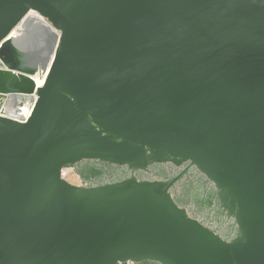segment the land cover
<instances>
[{"label": "water", "instance_id": "obj_1", "mask_svg": "<svg viewBox=\"0 0 264 264\" xmlns=\"http://www.w3.org/2000/svg\"><path fill=\"white\" fill-rule=\"evenodd\" d=\"M36 10L59 32L42 85L11 50L0 92V264H264V0H0V41ZM44 61L42 62V66ZM189 161L236 223L225 240L169 182L72 184L103 170Z\"/></svg>", "mask_w": 264, "mask_h": 264}, {"label": "flooded vegetation", "instance_id": "obj_2", "mask_svg": "<svg viewBox=\"0 0 264 264\" xmlns=\"http://www.w3.org/2000/svg\"><path fill=\"white\" fill-rule=\"evenodd\" d=\"M86 164L101 169L103 172L94 176L89 174L87 180L78 176V185L114 183L132 176L138 180L169 182L167 191L173 201L185 209L189 217L196 219L225 240L235 234L236 223L219 204L213 183L202 172L190 165L189 161L179 164L169 161L152 162L141 170H133L126 165L95 159L86 160ZM68 167L74 171L76 169V165H68ZM138 262L139 264H152L145 261Z\"/></svg>", "mask_w": 264, "mask_h": 264}, {"label": "bare ground", "instance_id": "obj_3", "mask_svg": "<svg viewBox=\"0 0 264 264\" xmlns=\"http://www.w3.org/2000/svg\"><path fill=\"white\" fill-rule=\"evenodd\" d=\"M58 38L59 32L36 10L30 9L7 36L0 41V67L7 68L4 58L14 59L9 54L11 50H17L29 58L38 60L39 63L34 71L25 73L33 80L34 86L38 87L42 85L48 72ZM43 61L44 65L42 66ZM35 97L33 91L30 92L29 97H15L13 99L0 92V116L19 121L26 120Z\"/></svg>", "mask_w": 264, "mask_h": 264}, {"label": "rangeland", "instance_id": "obj_4", "mask_svg": "<svg viewBox=\"0 0 264 264\" xmlns=\"http://www.w3.org/2000/svg\"><path fill=\"white\" fill-rule=\"evenodd\" d=\"M62 176L72 184H79V178L76 172L68 166H65L62 171Z\"/></svg>", "mask_w": 264, "mask_h": 264}, {"label": "built area", "instance_id": "obj_5", "mask_svg": "<svg viewBox=\"0 0 264 264\" xmlns=\"http://www.w3.org/2000/svg\"><path fill=\"white\" fill-rule=\"evenodd\" d=\"M114 264H139V262L132 259H125V260H117Z\"/></svg>", "mask_w": 264, "mask_h": 264}]
</instances>
